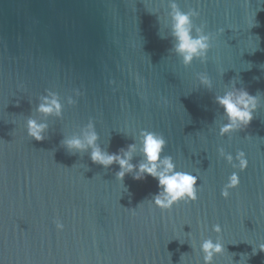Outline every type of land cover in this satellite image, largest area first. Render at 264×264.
<instances>
[{"label":"water","instance_id":"1","mask_svg":"<svg viewBox=\"0 0 264 264\" xmlns=\"http://www.w3.org/2000/svg\"><path fill=\"white\" fill-rule=\"evenodd\" d=\"M171 2L0 0V264H205V240L224 244L211 264H264V252L253 254L264 243V0H174L199 13L194 38L211 35L206 58L187 65ZM234 80L260 107L229 138L216 97ZM47 91L59 94L61 115L36 110ZM29 118L47 125L43 141L28 137ZM90 123L110 154L135 142L137 166L140 130L163 135L161 157L198 176V199L162 212L148 202L156 179L120 182L119 164L105 168L91 148L62 143L83 140ZM220 147L248 159L228 199L221 189L238 169Z\"/></svg>","mask_w":264,"mask_h":264},{"label":"clouds","instance_id":"2","mask_svg":"<svg viewBox=\"0 0 264 264\" xmlns=\"http://www.w3.org/2000/svg\"><path fill=\"white\" fill-rule=\"evenodd\" d=\"M169 7L172 9L171 16L174 21L173 34L177 39L175 50L182 56L185 65L190 64L194 58H206L208 49L210 48L211 35L201 33L197 37L191 35V22L193 16H198L199 13L190 9L188 12L181 11L179 6L172 0ZM199 31V30H198ZM222 31V30H221ZM200 83L210 87L211 80L206 74H201ZM236 81L232 82V91H227L223 96H217L216 102L224 109V114L227 116V123L219 129L221 136L231 137L233 132L245 129L254 118V113L260 107V95H250L243 88H235ZM47 94L42 97L43 103L39 104L37 111L44 115L62 114V105L59 101V94L54 91H47ZM75 95L79 96V90H75ZM68 102L75 103L72 96H69ZM27 135L36 140L43 141L45 139L44 131L47 128L46 124L37 123L36 120L29 118L27 120ZM91 131L85 133L84 139L73 138L65 140L62 143L69 150L75 149L78 151L91 148V160L93 163L100 164L108 168L113 163L120 165V170L116 173V179L120 182L126 174L135 173L133 178L136 180L144 179L149 175L158 181V193L153 196L148 202L163 211H170L174 205L180 202L189 203L195 202L198 199L197 175L191 172L177 170L171 156L161 157V153L166 147L167 141L163 135L147 129H141L139 133L141 152L144 162L138 166L130 163L132 153L136 150V143L129 144L127 150L121 149L117 153H108L103 151L97 144L98 135L94 131V126L90 123ZM220 157L227 161L233 169L228 177L227 182L221 189V196L228 199L231 190L236 189L240 185L239 172H243L248 167V159L244 151H238L235 157L231 153H227L223 147L218 148ZM74 154V153H73ZM123 185V183H122ZM124 187V185H123ZM126 189V188H125ZM127 190V189H126ZM57 231L64 230V224L59 220L54 221ZM212 230L220 235L222 228L219 224L212 226ZM205 252V264H211L214 253H223L225 251L222 240H218L215 244L211 240H205L201 245ZM257 247L264 252V243H260L253 247V254L256 253ZM246 254H241L245 257ZM233 264V259L229 261ZM240 264V262H238Z\"/></svg>","mask_w":264,"mask_h":264}]
</instances>
